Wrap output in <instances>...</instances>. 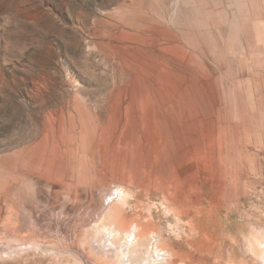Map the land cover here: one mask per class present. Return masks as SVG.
<instances>
[{
	"label": "rangeland",
	"instance_id": "1",
	"mask_svg": "<svg viewBox=\"0 0 264 264\" xmlns=\"http://www.w3.org/2000/svg\"><path fill=\"white\" fill-rule=\"evenodd\" d=\"M112 202L264 264V0H0V264H100Z\"/></svg>",
	"mask_w": 264,
	"mask_h": 264
},
{
	"label": "bare ground",
	"instance_id": "2",
	"mask_svg": "<svg viewBox=\"0 0 264 264\" xmlns=\"http://www.w3.org/2000/svg\"><path fill=\"white\" fill-rule=\"evenodd\" d=\"M126 192L129 191L125 190ZM119 199L124 204L128 203L127 195L121 194ZM118 207L121 208L112 202L99 217L100 221L96 226L98 235L96 238L93 236L97 242L94 250L99 258L98 262L100 264H175L177 253L164 246V238L157 233L155 227L149 222L125 219ZM90 248L93 250L91 245Z\"/></svg>",
	"mask_w": 264,
	"mask_h": 264
}]
</instances>
